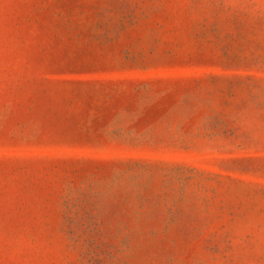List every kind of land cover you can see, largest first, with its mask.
Wrapping results in <instances>:
<instances>
[{
	"label": "rangeland",
	"instance_id": "obj_1",
	"mask_svg": "<svg viewBox=\"0 0 264 264\" xmlns=\"http://www.w3.org/2000/svg\"><path fill=\"white\" fill-rule=\"evenodd\" d=\"M0 264H264V0H0Z\"/></svg>",
	"mask_w": 264,
	"mask_h": 264
}]
</instances>
